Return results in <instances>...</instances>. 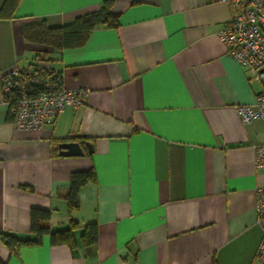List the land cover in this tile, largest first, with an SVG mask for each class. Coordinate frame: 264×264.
<instances>
[{"label": "crops", "instance_id": "0c3cea01", "mask_svg": "<svg viewBox=\"0 0 264 264\" xmlns=\"http://www.w3.org/2000/svg\"><path fill=\"white\" fill-rule=\"evenodd\" d=\"M6 1L0 76L41 55L65 88L89 92L52 124L19 130L0 90V233L34 239L35 207L50 212L51 232L72 227L73 237L71 247L45 234L16 253L0 239V264H258L264 170L254 146L264 143V123L243 124L234 106L252 103L264 80H250L217 36L234 6L114 0L117 27L97 25L83 45L60 49L27 41L23 27L61 26L104 0H14L5 10ZM70 140L83 154H59ZM87 169L94 179L69 210L70 174ZM94 222L97 241L85 244Z\"/></svg>", "mask_w": 264, "mask_h": 264}, {"label": "built area", "instance_id": "2783aa9c", "mask_svg": "<svg viewBox=\"0 0 264 264\" xmlns=\"http://www.w3.org/2000/svg\"><path fill=\"white\" fill-rule=\"evenodd\" d=\"M234 6L231 15L217 32L228 54L249 72V79L264 80V0H221ZM28 71L13 67L0 76L2 101L19 130H39L52 124L66 107L76 108L88 95L86 88L67 89L61 78L38 58ZM235 112L245 125L264 123V89L248 104H237ZM255 166L264 170V143L254 146ZM257 223L262 238L255 252V261L264 264V186L256 188Z\"/></svg>", "mask_w": 264, "mask_h": 264}, {"label": "trees", "instance_id": "16d2710c", "mask_svg": "<svg viewBox=\"0 0 264 264\" xmlns=\"http://www.w3.org/2000/svg\"><path fill=\"white\" fill-rule=\"evenodd\" d=\"M113 2L114 0H104L99 9L76 16L61 26L49 27L44 20L25 25L22 29L23 36L27 41L43 43L60 49L81 46L86 42L90 32L97 25L111 28L118 26V15L110 12ZM14 3V0H7L4 4L5 10L6 8L9 9ZM40 57L42 56H37L27 69H19L28 71V69H31L36 64L35 61ZM55 73L61 78L59 73L56 71ZM94 176L93 169L71 172L69 186L64 193V199L69 206V210L77 207L79 189L90 180H93ZM49 221L50 212L48 210L33 207L30 211V231L34 234V239H22L7 233H0V239L9 248L11 253H16L22 245L40 243L45 234H49L52 244L65 243L72 247V227L63 231L51 232ZM81 237L85 244H94L97 241L96 223L87 224Z\"/></svg>", "mask_w": 264, "mask_h": 264}, {"label": "water", "instance_id": "95a60500", "mask_svg": "<svg viewBox=\"0 0 264 264\" xmlns=\"http://www.w3.org/2000/svg\"><path fill=\"white\" fill-rule=\"evenodd\" d=\"M71 137H80L79 135H71ZM84 145L86 146L89 152H92V144L89 141H85ZM59 154L61 155H81L83 154V149L79 142L70 140L59 143Z\"/></svg>", "mask_w": 264, "mask_h": 264}]
</instances>
